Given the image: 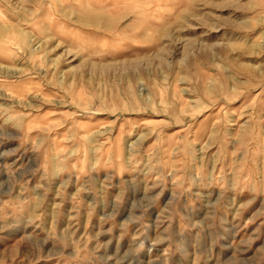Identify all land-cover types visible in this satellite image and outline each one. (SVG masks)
Masks as SVG:
<instances>
[{
    "label": "rangeland",
    "instance_id": "1",
    "mask_svg": "<svg viewBox=\"0 0 264 264\" xmlns=\"http://www.w3.org/2000/svg\"><path fill=\"white\" fill-rule=\"evenodd\" d=\"M0 264H264V0H0Z\"/></svg>",
    "mask_w": 264,
    "mask_h": 264
},
{
    "label": "bare ground",
    "instance_id": "2",
    "mask_svg": "<svg viewBox=\"0 0 264 264\" xmlns=\"http://www.w3.org/2000/svg\"><path fill=\"white\" fill-rule=\"evenodd\" d=\"M103 21H104V19L102 18V17H100V16H97V17H95V18H93V21H92V19H91V21L90 20H88V19H82L81 20V22H85V23H91V24H95V25H102L103 27H106L107 29H110V27L108 26V25H105L104 23H103Z\"/></svg>",
    "mask_w": 264,
    "mask_h": 264
}]
</instances>
